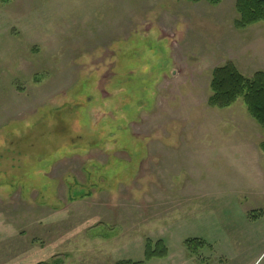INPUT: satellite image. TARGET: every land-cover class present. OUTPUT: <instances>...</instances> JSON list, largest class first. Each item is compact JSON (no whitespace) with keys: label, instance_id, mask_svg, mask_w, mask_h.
I'll list each match as a JSON object with an SVG mask.
<instances>
[{"label":"rangeland","instance_id":"1","mask_svg":"<svg viewBox=\"0 0 264 264\" xmlns=\"http://www.w3.org/2000/svg\"><path fill=\"white\" fill-rule=\"evenodd\" d=\"M218 1L0 0V264H264V132L208 106L264 23Z\"/></svg>","mask_w":264,"mask_h":264},{"label":"trees","instance_id":"2","mask_svg":"<svg viewBox=\"0 0 264 264\" xmlns=\"http://www.w3.org/2000/svg\"><path fill=\"white\" fill-rule=\"evenodd\" d=\"M184 1L197 4L202 0ZM210 1L214 4L219 3L218 0ZM235 8L238 15L234 23L236 30L243 32L252 26L264 23V0H237ZM210 90L211 96L208 100L210 108L229 109L239 99H242L249 116L264 132V72H256L251 78H248L238 70L233 62H227L212 71ZM261 148L264 151V144ZM185 246L190 253L197 255L198 250L204 248L206 243L200 239H188ZM168 255L169 250L163 240L154 242L148 239L145 246L144 261L126 259L118 261L116 264H145L154 259H165ZM39 264H66V259L58 256L50 262Z\"/></svg>","mask_w":264,"mask_h":264}]
</instances>
